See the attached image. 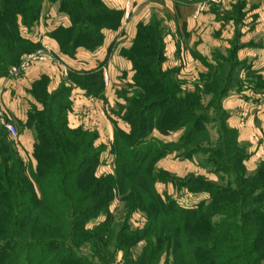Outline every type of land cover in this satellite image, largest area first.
<instances>
[{"label":"rangeland","instance_id":"obj_1","mask_svg":"<svg viewBox=\"0 0 264 264\" xmlns=\"http://www.w3.org/2000/svg\"><path fill=\"white\" fill-rule=\"evenodd\" d=\"M61 1L42 0L31 25L20 27L28 44L19 61L0 77V103L7 85L12 80L20 81L31 68L45 69L48 74L41 73L30 85L21 84V87L10 90V96H16L20 102L16 103V111L9 110L2 103L1 106L5 111L4 119L15 126L17 135L14 137L9 133L2 117L0 128L16 142L24 160L29 163L31 159L36 166V160L31 156L35 131L28 122V116L33 109L43 111V101L55 103L66 112L70 127L97 132L95 143L101 155L96 175L101 176L116 171L123 152L118 130L130 131L125 118L133 104L129 100L137 93H142L148 104L151 101L159 103L160 110L152 116L149 114L148 119L152 117L156 121L164 116V119L174 122L185 121L188 119L185 113L190 110L188 112L193 113L194 119L186 124L183 122L184 126L167 134L154 131L164 143L159 141L161 150L148 157L143 168L146 174L153 175L155 189L163 199H177L184 207L199 205L201 211L212 205L224 209L212 218V221L219 220L228 206L237 200L227 196L237 184V178L230 172L244 173L241 184L246 185L250 177L264 167V151L261 155L257 153L260 146H264V138L257 136V128V131L254 128L248 130L246 125L233 124L231 113L235 115L236 111L224 106V100L240 86L232 48L221 49L224 55H228V61L223 59L218 66L216 61L214 63L215 50L209 48L212 60L196 51L191 52L189 44L183 42L179 33L181 25L176 13L173 16L167 12L168 0H75L72 2L75 9L84 6L99 8V12L86 18V23L81 18L74 22L67 9L72 4L63 6ZM184 1L189 2L178 0L176 4H186ZM214 1H198L195 15L203 13ZM74 25L87 30L77 44L72 42L70 34ZM172 36L174 43H171ZM52 40L58 47L56 52L49 44ZM231 42L236 44L233 39ZM80 51L96 56L88 70L76 69L72 62ZM132 54L142 64L141 70L131 59ZM217 61H220V56ZM52 69L55 71L51 72ZM251 76L255 78L252 73ZM139 82L145 84L139 85ZM225 89L227 91H223ZM23 97H30L31 103H22ZM85 98L91 102L77 103ZM193 120L199 123V136L186 142L185 133ZM226 138L230 139L229 142ZM237 154L240 159L235 158ZM261 179L264 180V176ZM213 186L224 195L212 197L209 189ZM262 202L264 199L261 198L257 203ZM107 211L96 213L88 227L103 222L108 218L107 213L114 216V228L127 219L121 195L112 199ZM127 220L131 231L140 230L148 221V213L137 209ZM144 246L145 241H139L126 247V253L124 247H117L111 264L135 263ZM82 251L91 252L88 247ZM98 259L97 256L95 262ZM168 261L164 252L157 264H167Z\"/></svg>","mask_w":264,"mask_h":264},{"label":"trees","instance_id":"obj_2","mask_svg":"<svg viewBox=\"0 0 264 264\" xmlns=\"http://www.w3.org/2000/svg\"><path fill=\"white\" fill-rule=\"evenodd\" d=\"M41 1L0 0V77L24 53L28 43L20 27L31 25ZM61 2L65 6L75 0ZM73 4L67 9L74 22L81 18L86 23L91 13L99 12L98 7L75 9ZM70 32L77 44L87 30L74 25ZM131 59L141 70L134 54ZM137 94L129 100L133 104L125 118L130 131L118 130L123 152L116 171L106 175H96L101 155L95 143L97 132L70 127L66 112L55 103L43 101V111L33 109L28 116L35 131L31 156L36 166L31 159L24 160L16 142L0 128V264H111L117 247H124L126 253V247L139 241H145V246L133 264H157L164 252L167 264H262L264 202H257L264 199V167L246 185L241 184L244 173L230 172L237 184L227 196L237 200L219 220L212 218L224 209L212 205L201 211L199 205L184 207L177 199H163L153 175L143 168L145 160L161 150L159 141H163L154 131L173 132L194 116L188 110L185 121L164 116L148 119L160 110L159 103L148 104L142 93ZM199 129L193 120L186 142L198 137ZM209 192L215 198L224 195L214 186ZM118 195L124 200L127 219L137 209L148 213L145 227L131 231L126 219L114 228V216L107 213V219L89 228L94 215L107 211ZM86 247L91 252H83Z\"/></svg>","mask_w":264,"mask_h":264},{"label":"crops","instance_id":"obj_3","mask_svg":"<svg viewBox=\"0 0 264 264\" xmlns=\"http://www.w3.org/2000/svg\"><path fill=\"white\" fill-rule=\"evenodd\" d=\"M176 1L178 0L166 1L167 12L173 16L176 13L178 24L181 25L179 33L182 34L183 42L189 44L191 52L196 51L198 55L212 60L209 48L215 50L217 55L214 63L216 61L218 66L222 64L221 60L228 61V55H224L221 49L232 48L234 62L239 63L235 68L240 86L224 100V106L230 108L232 112L236 111L235 115L234 112L231 113L233 124L246 125L248 130L258 129L257 136L264 138V0H215L200 15H195V7L201 0L184 1L186 4L183 5L176 4ZM232 39L236 44L233 45ZM174 41L172 36L171 43ZM49 44L55 52L58 51L54 40ZM95 58L96 56L89 52L80 51L72 62L77 66L76 69L88 70ZM54 71L55 69L51 70ZM41 73L48 74L45 69L34 67L20 79L22 83L19 79L12 80L5 89L1 103L9 110L16 111V103L20 102L16 96H10V90L25 84L30 85ZM21 99L22 103H31L30 97ZM79 102L91 101L85 98L77 101ZM261 146L257 151L258 155L264 151V146Z\"/></svg>","mask_w":264,"mask_h":264},{"label":"built area","instance_id":"obj_4","mask_svg":"<svg viewBox=\"0 0 264 264\" xmlns=\"http://www.w3.org/2000/svg\"><path fill=\"white\" fill-rule=\"evenodd\" d=\"M0 94H1V91H0ZM4 112L5 111H4V109H3V107L1 106V103H0V117L3 118L2 119L3 124L5 125L6 129L9 131V133L12 136L15 137L17 135L16 128H15V126L11 122H9V121H7V120L4 119Z\"/></svg>","mask_w":264,"mask_h":264}]
</instances>
